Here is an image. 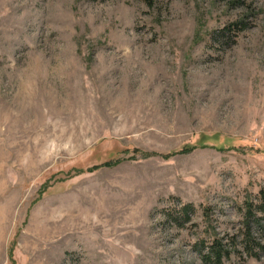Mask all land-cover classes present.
Returning a JSON list of instances; mask_svg holds the SVG:
<instances>
[{
  "label": "rangeland",
  "instance_id": "374dc122",
  "mask_svg": "<svg viewBox=\"0 0 264 264\" xmlns=\"http://www.w3.org/2000/svg\"><path fill=\"white\" fill-rule=\"evenodd\" d=\"M262 194L264 0H0V264H264Z\"/></svg>",
  "mask_w": 264,
  "mask_h": 264
},
{
  "label": "trees",
  "instance_id": "16d2710c",
  "mask_svg": "<svg viewBox=\"0 0 264 264\" xmlns=\"http://www.w3.org/2000/svg\"><path fill=\"white\" fill-rule=\"evenodd\" d=\"M96 1V0H93ZM234 27V26H232ZM242 30L241 28H239ZM239 30V31H240ZM248 214L250 217H253L252 215V205L249 204ZM262 205H264V195L262 194ZM191 208L185 207L182 211L187 214ZM260 213L264 215V210H260ZM243 247L245 252L248 254L249 257H258V254L255 253V249L258 251V253H264V245L261 243L256 242V240L252 237L249 229L247 230V233L245 235L244 241H243ZM233 244L230 246L232 247ZM229 244H223L219 240H215L210 247H208L207 252L201 256L202 261L205 264H223V260L229 259L231 252L228 249Z\"/></svg>",
  "mask_w": 264,
  "mask_h": 264
}]
</instances>
